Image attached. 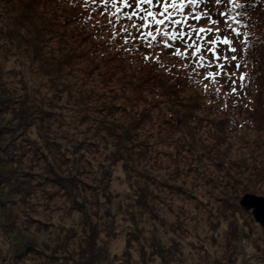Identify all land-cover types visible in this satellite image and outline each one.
Segmentation results:
<instances>
[{
    "label": "trees",
    "instance_id": "1",
    "mask_svg": "<svg viewBox=\"0 0 264 264\" xmlns=\"http://www.w3.org/2000/svg\"><path fill=\"white\" fill-rule=\"evenodd\" d=\"M240 11L248 13L245 20L251 25L237 27L249 35L236 40L237 53L225 50L223 54L237 55L234 63L241 67L228 66L236 83L229 85L222 80L216 85L221 88L216 96L211 83L205 91L203 85L207 81L200 76L192 77L191 68L182 69V62L172 55V49L161 52L157 64V49L140 47L131 40L125 44L122 34L113 38L111 28H98L97 22L106 24L108 15L101 16L93 7L85 9L82 0L71 3L70 0H0V264H117L121 259H111L107 238L98 236L100 225L89 221V212L84 223L89 230L78 250L69 249L68 239L72 237L68 233L69 238L65 239V228H58L64 240L52 247L41 244L38 234L54 230L43 221L44 216L50 221L55 213L63 218L70 217L74 209L86 212V203L90 202L87 188L97 187L87 174L90 182L83 178L90 171L92 159L111 157V163L121 161L125 169H129L131 159L146 162L150 142L145 140L144 133H152L151 128L164 134H156L153 138L156 141L178 138V147L184 150L179 159L172 157L169 162L181 181L191 175L188 169L199 159L218 167L213 177L220 173L223 186L237 183L239 188L233 194L234 202L223 198L220 210L233 206L235 210H243L255 223L250 211L239 205V199L244 192L263 194L260 187L254 186L257 180H251V175L263 171L258 162L248 161L254 158L252 154L250 158L242 157L252 168L250 173L241 170L248 178L247 183L238 182L224 170L222 173L218 166L228 158L235 159L230 155L232 139L257 132L264 126V0H244ZM26 47L53 78L61 76L63 71L73 72L72 76H61L69 80L70 87L76 89L78 80L91 94L98 95L96 81L114 89V95L105 98L113 100L104 104L105 113L100 117L90 115L101 123L98 132L89 136L85 128L77 129L72 135L67 134L68 138L62 135L68 139L63 146L61 138L54 136L59 126L54 112L43 108L40 102L29 101L25 93L15 92L21 87L8 76L11 71L8 62L13 52ZM145 53H150V59H143ZM231 87L238 89L235 95ZM211 148H216L219 157L227 153L229 157L222 164L215 162L209 152ZM184 157H190L189 163ZM194 170L199 174L197 168ZM143 172L136 178L145 180L139 186L136 201L139 212L147 219L161 217L163 207H170L174 199H185L165 187L152 189L145 166ZM224 192L229 193L227 187ZM154 197L164 204L154 205ZM235 224L230 222L224 240L230 247L234 246L231 239L238 233ZM129 231L133 235L142 230L136 227ZM149 237L157 249H151L152 253L162 258L160 264L182 261L178 247L171 250ZM126 246L125 255L131 247L130 239L126 240ZM255 247L263 251L259 245ZM139 250L144 259L142 243ZM234 253L232 250L228 264H233ZM215 259L213 262L217 263Z\"/></svg>",
    "mask_w": 264,
    "mask_h": 264
},
{
    "label": "rangeland",
    "instance_id": "2",
    "mask_svg": "<svg viewBox=\"0 0 264 264\" xmlns=\"http://www.w3.org/2000/svg\"><path fill=\"white\" fill-rule=\"evenodd\" d=\"M8 68L11 69L8 76L12 82L21 87V89L16 88L15 92L25 93L29 101L40 102L43 108L54 112V116L59 122L54 136L61 138L63 146L67 144V134L72 135L71 133L76 132L77 129L85 128L89 136H92L95 131L98 132L97 127L99 125L101 127V123L92 119L90 115L100 117L105 113L104 104L107 101H113L105 99L114 95V89L109 88L110 85H106L103 81H101L103 83L96 81V88L99 89L98 95L91 94L88 88L81 86L78 80L76 89L70 87L69 80L61 76H72L73 72L63 71L61 76L53 78V75L48 73V68L44 70L46 67L31 56L27 47L24 50L13 52L11 61L8 62ZM151 129L152 133H144L145 140L150 142V145L147 146L148 159L146 162L143 161L141 164L136 159H131L129 169H125L121 161L111 163V157L104 160L95 156L99 161L97 158L90 161V171L85 172L83 178L90 182L86 179L87 174V178L94 181L92 183L97 187L96 189L87 188L86 196L90 202L86 203V212L81 213L80 209H74L70 217L64 216L63 218L60 213H55L51 216L50 221H46L43 215V221L47 222L48 227H53L54 230L39 232V242L41 244L44 242L52 247L56 242L64 240V236H59V233L62 234V232L58 228H65L67 230V233L63 234L66 235L65 239L69 238L68 233L72 237L68 239L69 249L78 250L79 246H83L85 235L89 230V228L85 229L84 225L85 215L89 212V221L100 225L98 236L107 238V250L109 255H113L111 259H121L117 264H160L162 258L151 251V249L153 251H157V249L155 244L151 243L150 235L160 246L162 243L164 246L170 247L171 250L177 247L180 249L182 261L178 264H218V262L228 264L232 250L235 252L232 256L233 264H264V241L262 240L264 239V225L255 221L252 223L248 214L243 210H235L233 206H227L226 209L220 210L223 207L220 205L223 198H227L230 202L235 201L233 194L239 189L237 183L223 186L221 183L223 176L219 180L222 174L219 173L217 177H213V173L218 167L210 163H203L201 159L191 165L188 169L191 175L181 181L169 162L172 157L179 159L181 151L184 150L179 149L178 138L156 141L153 139L155 135L163 133L155 128ZM62 135L67 136V140ZM231 142L233 147L230 155L235 158L234 160L228 158L229 153L224 157H219L216 148L209 149L211 158L220 164L228 158L222 166L218 165L221 167L222 173L224 170L238 182L247 183L248 178L241 174V170L250 173L252 168L249 163L242 160V157L250 158L249 154H252L254 158L248 161L258 162L261 167L260 171H263L251 175V180H257L254 186L260 187L263 192V194L257 195H264V126L257 132L237 135ZM103 152L105 153L107 150L104 149ZM184 159L186 163H189L190 157H184ZM143 166L150 174V178L147 179L152 182L150 185L152 189L165 187L185 198L174 199L170 207H163L161 217L154 219H147L142 215L136 201L139 186L145 181L136 179L138 174L139 177L144 174ZM194 168L200 171L199 174L195 172ZM225 187L229 193L224 192ZM161 203L163 202L160 198L154 197V205L161 206ZM94 206H97L95 211H93ZM231 221L238 227L237 235L231 239L233 247L227 246L224 241L230 230ZM108 222L110 224L107 226ZM136 227L142 231L132 235L129 230ZM81 232L84 233L82 237L80 236ZM127 239H130L131 247L128 248V253L125 255ZM141 243L146 254L144 259H142L139 250ZM257 245L263 251L260 252L255 247ZM41 246L46 251L47 248ZM124 257H126L125 261ZM168 259H165L166 262H169ZM213 259L217 260V263H214Z\"/></svg>",
    "mask_w": 264,
    "mask_h": 264
},
{
    "label": "snow or ice",
    "instance_id": "3",
    "mask_svg": "<svg viewBox=\"0 0 264 264\" xmlns=\"http://www.w3.org/2000/svg\"><path fill=\"white\" fill-rule=\"evenodd\" d=\"M74 0H70V3ZM83 7H93L100 15H108L106 24L97 27L111 28L113 38L123 35V42L129 40L140 47L157 49L155 62L159 64V55L166 49H172V55L181 60L182 69L191 68L192 77L200 76L204 81L205 91L209 83L215 88L213 93L219 96L221 88L216 87L221 81L235 84L234 73L229 69L241 67L234 62L237 55H224V51L237 53L235 46L242 32L245 20L244 0H82ZM178 45V46H177ZM150 59V53L143 55ZM166 67V66H165ZM199 69V71H198ZM214 69V70H208ZM187 74V73H186ZM240 79H244L241 74ZM235 95L236 87H231ZM227 107V104L224 105Z\"/></svg>",
    "mask_w": 264,
    "mask_h": 264
},
{
    "label": "water",
    "instance_id": "4",
    "mask_svg": "<svg viewBox=\"0 0 264 264\" xmlns=\"http://www.w3.org/2000/svg\"><path fill=\"white\" fill-rule=\"evenodd\" d=\"M240 205L250 210L254 220L264 224V196L246 192L240 198Z\"/></svg>",
    "mask_w": 264,
    "mask_h": 264
}]
</instances>
